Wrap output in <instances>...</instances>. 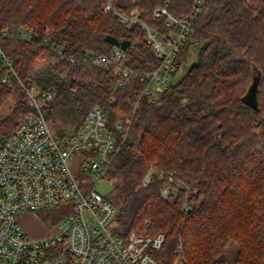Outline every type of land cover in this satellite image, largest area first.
I'll use <instances>...</instances> for the list:
<instances>
[{
    "label": "trees",
    "instance_id": "trees-1",
    "mask_svg": "<svg viewBox=\"0 0 264 264\" xmlns=\"http://www.w3.org/2000/svg\"><path fill=\"white\" fill-rule=\"evenodd\" d=\"M104 2L0 0V47L22 81L53 90L44 113L57 136L73 135L93 106L104 109L112 125L123 124L107 174L123 197L119 231L164 233L155 253L162 264H264V0H206L175 61L187 74L155 102L140 98L145 83L138 77L121 85L117 64L95 63L112 56L116 48L106 37L113 36L130 42L118 62L124 67L159 65L142 25L124 26ZM191 4L114 0L122 14L138 12L162 35L170 30L156 9L167 6L182 16ZM24 27L31 41L18 36ZM259 74L253 109L244 97ZM12 97L11 113L0 119V143L33 111L19 82L0 78V106Z\"/></svg>",
    "mask_w": 264,
    "mask_h": 264
},
{
    "label": "built area",
    "instance_id": "built-area-1",
    "mask_svg": "<svg viewBox=\"0 0 264 264\" xmlns=\"http://www.w3.org/2000/svg\"><path fill=\"white\" fill-rule=\"evenodd\" d=\"M205 4L206 0H192L189 12L182 16L172 15L167 6L156 9L155 15L164 16L170 30L162 35L140 21L138 12L126 16L115 8L114 0H105V11L116 14L124 26L142 25L159 65L141 71L124 67L118 62L125 58V51L116 46L111 57H96L95 63L117 64L121 85L134 75L145 83L140 98L157 101L164 90L176 83L180 70L175 61L186 38L193 35L195 21ZM18 36L28 41L34 38L27 27ZM55 48L61 56L64 48ZM0 78L6 84L17 80L33 108L0 143V264H162L155 253L163 248L165 234L119 231L117 208L97 190V184L83 188L77 179L79 172L99 180L107 176L119 149V135L125 131L123 124L117 122L113 128H106L108 114L93 106L73 135L56 136L44 113V106L53 99V90L22 81L1 47ZM151 182L149 174L144 185ZM60 206L69 212L51 235L31 237L19 222L23 213Z\"/></svg>",
    "mask_w": 264,
    "mask_h": 264
},
{
    "label": "rangeland",
    "instance_id": "rangeland-1",
    "mask_svg": "<svg viewBox=\"0 0 264 264\" xmlns=\"http://www.w3.org/2000/svg\"><path fill=\"white\" fill-rule=\"evenodd\" d=\"M195 57L191 60L193 62ZM187 74V69L180 70L178 76L175 78V82L180 81ZM15 97L10 98L0 106V119L5 118L9 115L14 107ZM106 128H113L114 126L109 122L105 124ZM56 135V134H55ZM57 136V135H56ZM146 178V177H145ZM77 179L81 181L83 188H92L97 184V190L109 197V201L116 207L119 208L122 204L123 197L119 191L114 187V180H109L108 176H105L102 180L98 178H87L82 172H79ZM145 180V179H144ZM163 194L167 195V193ZM177 197V190L174 191V196L170 199L172 202ZM69 210L65 209L64 206L51 207L43 209L37 212L23 213L19 215V222L23 227L24 231L31 237H45L55 232L56 228L61 225L64 218L68 214ZM174 264H179L175 262Z\"/></svg>",
    "mask_w": 264,
    "mask_h": 264
},
{
    "label": "water",
    "instance_id": "water-1",
    "mask_svg": "<svg viewBox=\"0 0 264 264\" xmlns=\"http://www.w3.org/2000/svg\"><path fill=\"white\" fill-rule=\"evenodd\" d=\"M106 41L112 46H116L124 51L127 50L128 46L130 45L129 41L127 40L119 41L117 38L113 36H107ZM259 83H260V74L254 78V81L250 86L248 93L244 97V102L253 109H258L257 92H258Z\"/></svg>",
    "mask_w": 264,
    "mask_h": 264
}]
</instances>
